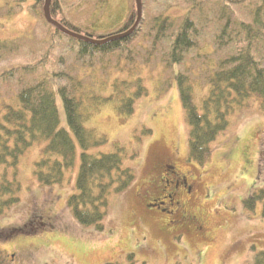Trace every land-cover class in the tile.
<instances>
[{
    "label": "rangeland",
    "instance_id": "obj_1",
    "mask_svg": "<svg viewBox=\"0 0 264 264\" xmlns=\"http://www.w3.org/2000/svg\"><path fill=\"white\" fill-rule=\"evenodd\" d=\"M61 1L58 19L82 33H92L94 41L130 16V0ZM33 4V0H0V40L24 44L22 55L8 67L37 60H42L45 68L51 67L59 42L53 39L50 23L47 26L36 18ZM146 14L147 5L143 17ZM148 15L150 19L155 16ZM144 40H137L123 54L89 60L83 68L92 82L98 83L93 87H98L99 94L106 93L100 88L106 82L104 76H110V84L118 78L133 84L141 80L147 90L136 100L132 116L123 118L117 104L109 103L85 124L107 139L106 145L89 153L120 151L124 167L135 173L134 184L121 194L111 195L103 230L83 226L68 206L69 198L77 192L81 148L78 145L76 167L67 173L64 184L46 187L34 174L45 143L33 146L18 166L20 201L0 215V264H253L255 255L264 251L263 201L257 202L255 210L244 204L253 194L264 191V114L258 100L253 98L250 107L230 116L228 129L212 144L210 161L203 167L196 165L190 160V125L178 83L180 71L189 63L171 64L165 41H151L149 45ZM47 57L51 61L47 62ZM197 64L189 85L193 101L200 107L209 86L200 78L205 68L200 67L201 62ZM75 67L73 64L69 68ZM214 67L215 63L209 62L206 68ZM90 82L91 77H87L88 86ZM138 89L134 84L130 94ZM57 101L61 125L68 129L59 97ZM4 103H17L12 91L0 97V109ZM165 157H171L179 167L190 162L195 166L193 208L204 217L203 231L172 234L164 229L165 217L147 209L148 192L144 190ZM42 215L52 219L51 228L7 237L10 230L21 227L30 217L45 223V219H39Z\"/></svg>",
    "mask_w": 264,
    "mask_h": 264
},
{
    "label": "trees",
    "instance_id": "obj_2",
    "mask_svg": "<svg viewBox=\"0 0 264 264\" xmlns=\"http://www.w3.org/2000/svg\"><path fill=\"white\" fill-rule=\"evenodd\" d=\"M33 2L34 15L49 26L46 0ZM145 3L142 0L149 18L145 16L135 31L130 32L137 19V2L130 0V16L94 41L92 33H82L58 19L62 1L51 0L52 19L74 34L50 24L53 39L59 45L55 47L53 60L46 59L51 61L48 68L42 66V60L8 67L22 55L24 44L0 40V97L12 91L17 102L4 103L0 109V215L20 201L18 166L30 148L45 143L34 174L42 186L53 187L64 184L67 173L74 171L79 145L77 192L69 198L68 206L81 225L104 229L111 195L128 190L136 176L133 170L124 167L120 151L89 153L106 145L107 139L85 124L109 103L117 104L123 118L132 116L136 100L147 90L137 80L134 84L139 89L131 95L133 83L118 78L110 84L107 80L110 76H104L106 82L100 88L106 93L99 94L98 87H93L98 83L92 82V76L83 68L89 60L125 53L137 40L145 39L148 44L165 41L171 64L189 63L180 71L178 83L190 125V160L196 165L203 167L210 161L212 144L228 129L230 116L250 107L253 98L258 100L264 114V0H146ZM148 13L155 16L150 19ZM205 49L211 53H205ZM191 60L195 63L190 64ZM198 62L205 68L200 78L209 86L200 107L195 105L189 85ZM209 62L215 63L213 70L206 68ZM73 64L77 67L69 68ZM87 77H91L89 86ZM57 97L68 129L61 125ZM258 201H263L264 217V191L253 194L244 204L255 210ZM43 224L31 229H12L7 237L52 227L46 220ZM253 264H264V251L255 255Z\"/></svg>",
    "mask_w": 264,
    "mask_h": 264
},
{
    "label": "flooded vegetation",
    "instance_id": "obj_3",
    "mask_svg": "<svg viewBox=\"0 0 264 264\" xmlns=\"http://www.w3.org/2000/svg\"><path fill=\"white\" fill-rule=\"evenodd\" d=\"M158 172L153 179H148L144 190L148 192L145 201L147 209L164 216L166 219L164 229L172 234L177 231H203L204 217L201 212L193 208L196 202L197 183L195 166L190 162L184 167H179L171 157H165L160 162ZM41 219H45L47 224L53 226L52 219L47 215H42ZM34 224L44 225L36 219L32 221L30 217L19 228H28Z\"/></svg>",
    "mask_w": 264,
    "mask_h": 264
},
{
    "label": "water",
    "instance_id": "obj_4",
    "mask_svg": "<svg viewBox=\"0 0 264 264\" xmlns=\"http://www.w3.org/2000/svg\"><path fill=\"white\" fill-rule=\"evenodd\" d=\"M136 2H137V19H136L135 24H134V26H133V28L131 29L130 32L135 31L139 27V25H140V23L142 22V19H143V4H142V0H136ZM50 3H51V0H46L45 15H46V20L48 21V23H50L51 25H53L55 27H59L62 30L67 31L68 33H72L70 31H68L66 28H64L62 25L57 23L54 19H52L51 15H50V9H49L50 8ZM127 34H129V32L126 33V34L121 35V37H124ZM115 39H117V38L116 37L115 38H111V39H109V41L110 40H115Z\"/></svg>",
    "mask_w": 264,
    "mask_h": 264
}]
</instances>
